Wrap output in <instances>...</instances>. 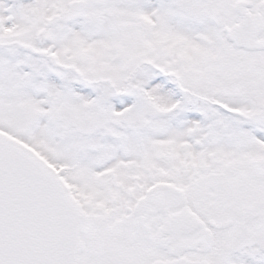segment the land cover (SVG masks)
I'll list each match as a JSON object with an SVG mask.
<instances>
[{"label":"snow or ice","instance_id":"snow-or-ice-1","mask_svg":"<svg viewBox=\"0 0 264 264\" xmlns=\"http://www.w3.org/2000/svg\"><path fill=\"white\" fill-rule=\"evenodd\" d=\"M0 264H264V0H0Z\"/></svg>","mask_w":264,"mask_h":264}]
</instances>
